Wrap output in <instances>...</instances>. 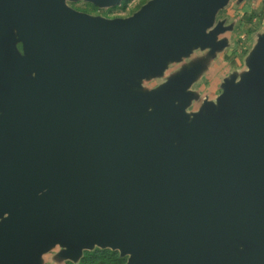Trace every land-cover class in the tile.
<instances>
[{
    "label": "water",
    "instance_id": "1",
    "mask_svg": "<svg viewBox=\"0 0 264 264\" xmlns=\"http://www.w3.org/2000/svg\"><path fill=\"white\" fill-rule=\"evenodd\" d=\"M225 3L149 0L106 18L0 0V264L93 243L126 264H264V33L248 71L190 118L197 63L158 90L139 83L223 48Z\"/></svg>",
    "mask_w": 264,
    "mask_h": 264
},
{
    "label": "rangeland",
    "instance_id": "2",
    "mask_svg": "<svg viewBox=\"0 0 264 264\" xmlns=\"http://www.w3.org/2000/svg\"><path fill=\"white\" fill-rule=\"evenodd\" d=\"M147 1L120 0L112 6H97L86 0H66V3L81 12L115 18L132 15ZM220 21L228 26L226 31L217 36L226 41L223 48L212 54L209 48L194 49L180 61L168 62L162 74L140 79V89L148 92L158 90L168 79L195 62L199 69L188 88L192 93L185 110L188 118L205 100L216 102L225 79L231 76L240 79L248 71L247 60L259 36L264 33V0H226L217 10L214 25ZM14 46L18 52H22L21 42H15ZM64 249L59 244L51 245L41 254L38 264H126L129 257L128 254H121L118 249L102 247L96 243L82 248L74 257L63 255Z\"/></svg>",
    "mask_w": 264,
    "mask_h": 264
},
{
    "label": "crops",
    "instance_id": "3",
    "mask_svg": "<svg viewBox=\"0 0 264 264\" xmlns=\"http://www.w3.org/2000/svg\"><path fill=\"white\" fill-rule=\"evenodd\" d=\"M196 49H197V48H196ZM193 50H194V49H193ZM193 50H192V51H193ZM191 53H192V52H191ZM191 53H190V54H191ZM190 54H189V55H190ZM189 55H187V56H189ZM184 57H185V56H184ZM182 58H183V57H182ZM182 58H181V59H182ZM181 59H180V60H181ZM180 60H179V61H180ZM194 63H195V62H192L191 65L194 64ZM237 80H239V79H237Z\"/></svg>",
    "mask_w": 264,
    "mask_h": 264
}]
</instances>
